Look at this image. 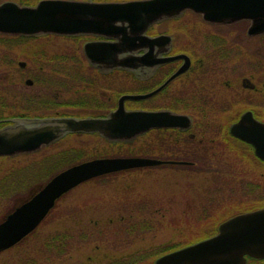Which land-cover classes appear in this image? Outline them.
Listing matches in <instances>:
<instances>
[{"label":"rangeland","instance_id":"rangeland-1","mask_svg":"<svg viewBox=\"0 0 264 264\" xmlns=\"http://www.w3.org/2000/svg\"><path fill=\"white\" fill-rule=\"evenodd\" d=\"M2 1L5 0H0ZM181 21L194 25V30L199 31L204 27L201 18L189 11L185 12ZM238 23L246 24L243 21ZM191 33V38L200 42L201 36L194 31ZM89 38L46 35L40 39L20 43L14 50L9 49L5 52L0 48V104L4 102L11 108L5 114L34 112L40 104L35 101L29 102L31 94L36 95L39 91L42 93L47 90L46 94H41V98L48 99L57 91L50 88L56 87L55 84L61 78L69 84L61 90L64 99H72L76 89L74 86L76 78L83 76L94 78L83 69V63L79 58L83 56V44ZM42 51L48 55L73 57L76 59L74 62L76 65L72 67L71 64H65L67 71L57 73L59 80H55L53 77L57 74L54 72L47 70L39 72L35 69L38 65L35 61L42 57L39 54ZM6 60H15V69L8 68L5 65ZM55 62H50L51 66L62 67L63 63ZM17 67H20V70ZM43 80L48 81V84ZM32 81L34 84L28 86L27 83ZM80 95L78 96L82 99L89 96L87 93ZM59 141L38 153L0 157V191L4 192L0 194V221L19 201L29 197L56 173L80 160L98 155L94 153L95 147L108 151L109 155L106 156L144 154L139 149L137 141L134 143L136 148L133 149L117 147L106 149L109 141L88 133H68ZM80 150L85 153L82 157L79 155ZM75 151L76 154L73 153ZM65 153L70 154L63 158ZM79 157L80 160L75 162ZM245 161L246 164L251 162L248 159ZM262 170L264 171V168ZM258 172L253 171L256 179ZM235 177L238 181L239 177L236 175ZM227 178L234 179L233 176L223 178L159 167L153 170L133 168L97 179L98 181L94 179L85 181L59 199L50 215L46 217L47 221H43L23 242L0 252V264H28V258L31 256L35 258V264H126L134 259L137 262L135 264H140L143 255L150 259L172 245L182 246L206 237L223 219L243 210V204H240L241 201L237 198L244 195L249 199L251 192L242 189V193L237 196L238 193H235L237 188L231 190L224 182ZM242 179L245 184L251 182L249 176L241 178L240 181ZM219 182L222 183V193L214 192L217 191L216 185ZM232 194L237 197H233ZM81 228L89 229L90 232L101 229L111 231L103 239L75 242L68 253L61 257L48 258L44 251L48 249L46 243L50 237L59 230ZM151 262L154 263V258Z\"/></svg>","mask_w":264,"mask_h":264},{"label":"flooded vegetation","instance_id":"flooded-vegetation-1","mask_svg":"<svg viewBox=\"0 0 264 264\" xmlns=\"http://www.w3.org/2000/svg\"><path fill=\"white\" fill-rule=\"evenodd\" d=\"M184 15L170 19L175 23L166 24V20L152 24L145 34L159 38L138 41L136 56L127 59L132 66L112 67V56L95 57L94 61L86 55L79 56L83 69L94 78H76L72 99H64L61 90L69 84L58 79L61 87L48 99L41 98L47 90L31 94L29 102L40 104L38 109L0 117V128L13 124L8 120L13 117L106 116L118 107L123 94L144 95L162 86L150 96L124 102L127 110L166 111L178 117L171 125L150 128L137 137L144 153L141 156L175 162L142 168L233 176L224 182L231 190L237 188V196L242 189L251 192L249 199L244 195L237 198L243 204L239 212L264 207V159L256 154L251 142L231 132V126L247 112L264 122V32L251 34L249 20L239 21L246 24L212 23L195 14L204 22L198 31L181 21ZM193 31L201 36L200 42L191 38ZM27 84L31 87L34 81ZM81 93L89 96L82 99ZM245 159L251 162L246 164ZM256 170L258 179L253 174ZM235 175L238 181L249 176L251 182H238ZM221 184L217 183L214 192L222 193ZM253 260L249 264H264V258Z\"/></svg>","mask_w":264,"mask_h":264},{"label":"water","instance_id":"water-1","mask_svg":"<svg viewBox=\"0 0 264 264\" xmlns=\"http://www.w3.org/2000/svg\"><path fill=\"white\" fill-rule=\"evenodd\" d=\"M187 9L201 13L213 23L248 19L251 34L264 32V0H40L35 5L6 0L0 3V33L103 36L105 39L84 44L86 56L92 61L95 57L112 56L110 66L126 67L132 66L127 59L136 56L139 40L159 38L145 34L150 25L177 17ZM160 88L144 95L123 94L118 107L106 116L13 117L9 120L14 124L0 129V155L31 152L71 132H98L112 141H131L150 128L171 125L178 117L169 112L127 110L124 106L126 99L150 96ZM231 132L251 142L256 154L264 159V122L247 112L231 126ZM164 162L175 161L142 156L97 157L61 170L0 222V252L35 230L57 200L80 183L103 174ZM248 257L264 258V207L223 220L217 233L159 255L154 264H246Z\"/></svg>","mask_w":264,"mask_h":264},{"label":"trees","instance_id":"trees-1","mask_svg":"<svg viewBox=\"0 0 264 264\" xmlns=\"http://www.w3.org/2000/svg\"><path fill=\"white\" fill-rule=\"evenodd\" d=\"M34 1L20 0L21 3H29V4L30 3H36L38 0H34ZM40 37H44V36L11 35V34L0 33V46H1L0 48L3 51H5V52L7 50H9V49L10 50H14L16 47H18L20 45V43H27L29 40L40 39ZM39 54L42 56V57H40L41 59L37 58V61H35V63L38 64V65L35 66V69L37 71H39V72H41L42 70H45L44 72H46V70H47V72H51V73L54 72L55 75H56L59 72H66L67 71V66L65 64H71L72 67L76 65L74 63L75 62L74 58L70 57V56H64V55L60 56L59 54H50V55H48V53H46L45 51H42ZM53 61L58 62V64L63 63V66L59 67V68L58 67H53V65L51 66V64H50V62H53ZM5 62H6L5 65L8 66V68L12 67V68L15 69V67H16L15 66V64H16L15 60H6ZM39 65H41L42 67H40ZM17 68L20 70V67H17ZM65 78H68V77H65ZM53 79H55V80L57 79L58 80V74L56 75V77H53ZM53 79L51 81H53ZM53 83H50V84H53ZM50 86L51 85H49V87ZM55 86L56 87H53V88H50V89H52V91H54L55 89L59 90L60 87H61V86H58L57 84H55ZM66 86H67V84L64 87H66ZM115 95H118V94H115ZM66 103H69V105H72V102H66ZM6 109H8V110H6ZM10 109L11 108L7 107L6 103L2 102L0 104V117L3 118L5 116L12 115V114L16 113V112H11L9 114H5L6 111H9ZM107 144H108V146L106 147V149H109V148L111 149V148H115V147H117L118 149H126V148L133 149V148H136V144H134V143H124V142L113 143V142H108ZM97 148L98 147H95L93 149L94 153L98 154V155H93L94 157L103 156V155H105V156L109 155L108 151L105 152L104 150L97 149ZM73 153L76 154L77 151H75ZM73 153H71V154H73ZM69 154L70 153H68V154L65 153L63 158H66ZM83 154H85V153L82 152V150H80V154L79 155L82 157ZM82 159H84V158H82ZM79 160H80V157H79V159H77L76 161L74 160V161L77 162ZM116 174H119V173H112V174H107V175H104V176L96 177V178H94V180H97V179L99 180L100 178L109 177V176H113V175H116ZM3 193L4 192L0 191V194H3ZM47 219L48 218H46L44 221H47ZM131 224H135V223H131ZM145 226H148V225H145ZM109 229H111V228H109ZM146 229H148V227ZM101 230H99V231H91V232L89 231V229H86V228L85 229L81 228V229L69 230V231L68 230L67 231H62V230L60 231L59 230V231H57V233L54 236H52V237H50L48 239V241L46 243V247H48V249L46 251H44V252H45V254L48 255V258L61 257L62 255H64V254L69 252L70 248L72 247V245L75 242H88V241H91V240L103 239L111 231V230H109L107 232V229H101ZM23 241H21V242H23ZM178 247H179V244L178 245L175 244V245H172L170 247H167V248L163 249L162 252L170 250V249H175V248H178ZM158 254L154 255V257H152L150 259L147 258L146 255H143L142 258H141L140 264H154V263L151 262V260L153 258H155ZM28 260H29L28 264H35L34 262H36L35 258H32V256L29 257ZM135 263H137V262H135V259H134V260H132V261L126 263V264H135Z\"/></svg>","mask_w":264,"mask_h":264},{"label":"bare ground","instance_id":"bare-ground-1","mask_svg":"<svg viewBox=\"0 0 264 264\" xmlns=\"http://www.w3.org/2000/svg\"><path fill=\"white\" fill-rule=\"evenodd\" d=\"M247 263H250V261L248 260ZM247 263H246V264H247Z\"/></svg>","mask_w":264,"mask_h":264}]
</instances>
